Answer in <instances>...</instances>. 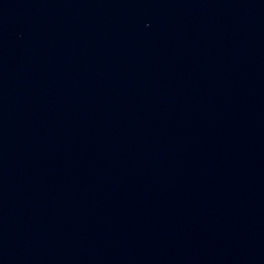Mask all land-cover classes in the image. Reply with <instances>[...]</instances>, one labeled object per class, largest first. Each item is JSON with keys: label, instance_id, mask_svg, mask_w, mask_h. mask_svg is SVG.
<instances>
[{"label": "water", "instance_id": "obj_1", "mask_svg": "<svg viewBox=\"0 0 264 264\" xmlns=\"http://www.w3.org/2000/svg\"><path fill=\"white\" fill-rule=\"evenodd\" d=\"M0 264H264V0H0Z\"/></svg>", "mask_w": 264, "mask_h": 264}]
</instances>
